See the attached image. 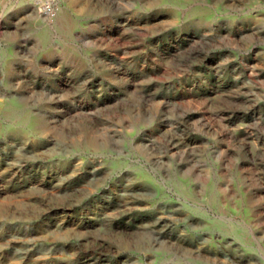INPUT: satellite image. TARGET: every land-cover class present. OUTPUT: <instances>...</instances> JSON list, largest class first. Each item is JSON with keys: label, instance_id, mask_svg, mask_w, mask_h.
Returning <instances> with one entry per match:
<instances>
[{"label": "rangeland", "instance_id": "rangeland-1", "mask_svg": "<svg viewBox=\"0 0 264 264\" xmlns=\"http://www.w3.org/2000/svg\"><path fill=\"white\" fill-rule=\"evenodd\" d=\"M0 264H264V0H0Z\"/></svg>", "mask_w": 264, "mask_h": 264}, {"label": "built area", "instance_id": "built-area-1", "mask_svg": "<svg viewBox=\"0 0 264 264\" xmlns=\"http://www.w3.org/2000/svg\"><path fill=\"white\" fill-rule=\"evenodd\" d=\"M40 7L43 15L46 17H52L54 15V9L48 2L41 3Z\"/></svg>", "mask_w": 264, "mask_h": 264}]
</instances>
